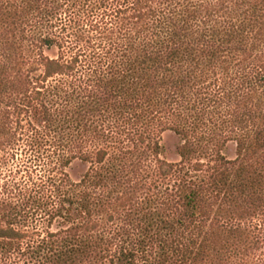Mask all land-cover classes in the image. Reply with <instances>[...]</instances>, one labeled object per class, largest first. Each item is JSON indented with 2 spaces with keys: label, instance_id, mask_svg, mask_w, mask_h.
<instances>
[{
  "label": "trees",
  "instance_id": "trees-1",
  "mask_svg": "<svg viewBox=\"0 0 264 264\" xmlns=\"http://www.w3.org/2000/svg\"><path fill=\"white\" fill-rule=\"evenodd\" d=\"M262 228L264 0H0V264H264Z\"/></svg>",
  "mask_w": 264,
  "mask_h": 264
},
{
  "label": "rangeland",
  "instance_id": "rangeland-1",
  "mask_svg": "<svg viewBox=\"0 0 264 264\" xmlns=\"http://www.w3.org/2000/svg\"><path fill=\"white\" fill-rule=\"evenodd\" d=\"M162 145L163 152L161 158L170 162H179L180 156L177 152V147L180 142L179 136L172 132L166 131L162 134ZM223 153L229 158L234 159L236 157V145L234 143H230L223 151ZM88 165L80 160H76L72 163L70 168L68 169L71 177L74 180H78L81 175L86 171ZM260 237V241L257 246V255H261L264 252V228L257 231L256 236Z\"/></svg>",
  "mask_w": 264,
  "mask_h": 264
}]
</instances>
